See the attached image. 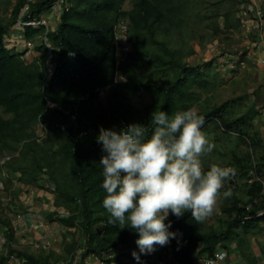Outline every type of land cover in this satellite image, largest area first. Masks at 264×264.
<instances>
[{
  "label": "trees",
  "instance_id": "1",
  "mask_svg": "<svg viewBox=\"0 0 264 264\" xmlns=\"http://www.w3.org/2000/svg\"><path fill=\"white\" fill-rule=\"evenodd\" d=\"M51 2L15 0L10 17L0 19V157L13 155L6 163L5 179L11 183L40 188H46L44 180L50 184L54 210L48 219L66 231L61 253L48 247L19 250L11 246L10 219L0 218L6 239L0 264H10L11 255L20 264H84L89 257L102 264L134 260L137 234L119 229L102 205L103 153L96 135L100 127L133 122L144 124L150 134L152 113L160 109L169 114L192 109L202 115V130L214 145L207 156L202 154V167L207 171L218 165L230 171L221 189L216 225L198 222L190 212L180 218L169 215L171 230L180 233L168 245L174 264H204L197 259L212 256L219 247L227 249L264 224V213L258 215L264 212V141L253 127L258 112L252 105L233 116L242 96L214 104L210 94L219 85L217 73L209 63L202 68L187 61L196 52L195 44L242 26L240 7L235 6L241 0H130L127 8L126 0H69L68 10L46 33L55 48L56 66L47 80L45 28H22L25 40L40 39L34 48L38 55L30 62L7 46L6 35L18 19L39 17ZM25 4L28 10L21 14ZM122 20L130 49L117 64L115 34ZM141 94L148 95L149 103L138 108L134 97ZM226 135L236 136L244 148L223 144L225 150H220V137ZM18 189L8 192L6 204L14 202ZM226 190L230 197L222 195ZM157 256L141 259L157 264Z\"/></svg>",
  "mask_w": 264,
  "mask_h": 264
},
{
  "label": "clouds",
  "instance_id": "2",
  "mask_svg": "<svg viewBox=\"0 0 264 264\" xmlns=\"http://www.w3.org/2000/svg\"><path fill=\"white\" fill-rule=\"evenodd\" d=\"M213 62L206 63L212 67ZM152 121L150 134L144 124L133 122L100 127L96 135L103 153L102 205L119 229L137 234L138 251L131 253L136 264L177 240L180 233L171 230L170 214L180 218L190 212L198 222L208 217L230 175L222 166L202 167V154L214 147L202 130V115L192 109L172 114L160 109Z\"/></svg>",
  "mask_w": 264,
  "mask_h": 264
},
{
  "label": "crops",
  "instance_id": "3",
  "mask_svg": "<svg viewBox=\"0 0 264 264\" xmlns=\"http://www.w3.org/2000/svg\"><path fill=\"white\" fill-rule=\"evenodd\" d=\"M46 11L44 15L49 21L50 28L54 29L58 23L59 16ZM250 25L248 32H251L249 35L253 38V41L251 43L248 42L250 45L246 48V53L242 56V59L245 62V67L249 64H255L263 68L264 73V34L263 36L260 35V37L257 35V22L255 20L251 21ZM23 38L22 28L15 25L9 29L6 35V42L8 41L7 46L9 45V48L12 47L15 51L19 52L18 48L20 45H23ZM39 40L37 39L34 43L38 44L37 41L39 42ZM22 53H24L22 56L26 62H30L38 55L35 49L27 50ZM236 55L239 56L240 54L236 53ZM29 57L30 59L28 60ZM206 58L208 57H205L204 60H206ZM223 73H226L224 76H229V74H231L230 71ZM253 106L258 114L262 113V117H259L261 124L257 130L264 141V88L256 93V101ZM255 121L256 116L253 119V127ZM42 182L43 184L45 183V187L47 188L49 183H46V180ZM21 187L25 188H23L21 192L17 191L18 194L14 200L16 201L14 205L15 211L9 215L14 232V240L11 246L19 250L24 248L37 250L48 247L58 251L62 239V232L64 231L62 229L64 227L62 228L57 222L48 219L49 213L54 210L53 194L51 193L53 188L51 187V191H49L46 188H40L34 185L23 186V184H21ZM28 187H31V189ZM220 204L219 201V205ZM217 205L218 201L215 206L217 207ZM59 212L61 213L63 210H59ZM219 213L220 211H218V214ZM18 214L22 215L20 220L16 219V215ZM216 224L217 223L214 225ZM3 229L4 227L0 224V237L3 235ZM1 245H4V243L1 242ZM225 250L229 256V264H264V224L260 223L258 229L255 231L239 236L237 240L231 242ZM85 262L86 264L97 263L94 257L86 258ZM15 264H20L19 260L16 261Z\"/></svg>",
  "mask_w": 264,
  "mask_h": 264
},
{
  "label": "rangeland",
  "instance_id": "4",
  "mask_svg": "<svg viewBox=\"0 0 264 264\" xmlns=\"http://www.w3.org/2000/svg\"><path fill=\"white\" fill-rule=\"evenodd\" d=\"M14 2L15 0H0V19L5 21L10 17V9L13 6ZM258 3L260 7L262 8V10L264 11V0H258ZM237 5L239 7L240 3L238 4L235 3V6ZM129 6H130V0H126V2L124 3V8H127ZM250 33L251 32L246 31L242 26H239L238 29H234V30L223 29L219 37L212 39V40L205 41L203 42V44H201V46L195 44L196 52L194 55L188 57L187 61L192 62V63H201L199 65L203 68L204 65L207 64L206 63L207 60L209 61L210 59V57H208L206 58V60H202V58L205 57L203 55V52L205 50V47L211 43L214 45L215 43H217L216 45H219L217 47H219L222 50H226L232 53H241V55L244 56V54L246 53L245 52L246 48L253 41V38L249 35ZM24 42H25V39L23 41V45H20L18 48L20 53L25 51L26 47H25ZM248 42L250 43L248 44ZM29 59L30 57L28 58V60ZM215 63H216L215 61L212 63V67H210V70L217 73L216 83H218L219 85L213 88V91L210 94L211 101L214 104H219L223 101L232 99L234 97L242 96L241 102L237 103V106L235 105V107H233V116L242 114L251 105L255 104L256 93L261 91L264 88L263 68L258 67L255 64H251V65L249 64L245 68L236 69V71L234 70L235 72L232 71L231 74H229V76L228 75L224 76V74L226 73L220 72L215 66ZM117 77L121 78L120 75H117ZM134 102L138 108H142L143 106L149 103V97L146 94H141L140 96L134 97ZM261 114L262 113L256 115V121L254 123V128L256 129H258L261 124L260 118H259V117H262ZM38 133H40V131H38ZM220 138L221 139L219 141V146H218L220 150H225V147L227 149L228 148L232 149V147L236 146L237 144L244 148V145L241 144V142H237L236 136L231 137V136L226 135ZM223 144L225 145V147ZM208 153L210 152H206L204 154H206L207 156ZM2 180H3V189H0V218L8 219L10 213H12L15 210L14 205L16 201L12 202V204H6L2 200V198L4 197V193H8L9 191L10 192L15 191L17 188L21 187V183H19L18 181H16V183H11L9 179H5V177H2ZM23 188L25 187H21L17 191L21 192L23 191L22 190ZM28 188L31 189V187H28ZM46 189L51 191V186L48 184ZM221 200H222V196L219 195L217 198L218 205L217 207L214 206L211 214L204 219L205 224L214 225L215 223H217V217L219 216L218 211H220L219 201L221 203ZM62 230H64L62 232V235H63L66 231V228H63ZM0 246H1L0 252L4 253L6 251L5 245L0 244ZM58 249H59L58 252L61 253V249L60 248ZM130 261L132 260H130L129 258H124L122 263L130 264ZM8 263L15 264V262L13 260L11 261V259H9ZM84 264H86V262Z\"/></svg>",
  "mask_w": 264,
  "mask_h": 264
},
{
  "label": "built area",
  "instance_id": "5",
  "mask_svg": "<svg viewBox=\"0 0 264 264\" xmlns=\"http://www.w3.org/2000/svg\"><path fill=\"white\" fill-rule=\"evenodd\" d=\"M32 0H27V2H31ZM69 0H52L50 5L48 6L47 11L53 15H60L63 10H68ZM239 17L242 22V27L248 31L250 29V22L255 20L257 22V35L263 36L264 34V11L260 7L258 0H241L240 6H239ZM28 10V5L25 4L24 7L21 9V14L26 13ZM46 11V12H47ZM45 13V12H44ZM42 13L39 17L35 18H29V19H18L16 22V26L23 28L25 26H31V27H39L43 26L45 28L44 35L42 36V41L45 43V45L48 48V53L46 57V74H47V80L50 79L54 73L55 70V64L52 62L53 59V50L55 49L47 40L46 33L49 30H52L49 26V21L46 18V16ZM116 34H115V46H116V62L119 64L120 60L123 58L125 53H127L130 49V44L127 37V24L125 21H120L116 28ZM215 43V42H214ZM25 51L32 50L35 48L34 41L31 40H25ZM214 44H208L205 47V50L203 52V55L205 57H210V59H213L215 61V66L217 69L221 72L226 71H234L239 68L245 67V62L242 59L241 53L239 56L236 55V53L227 52L226 50L220 49L219 45ZM205 57L202 58V60L205 59ZM48 105L52 106V103L48 101ZM13 155L11 154H4L0 157V189H3V180L2 177H7L9 175V171L6 168V163L11 160ZM16 176H20L19 173H16ZM252 180H248L250 183ZM264 184V183H263ZM2 200L6 203L10 200V195L8 193H4V197ZM264 213L263 211L259 212L258 215H261ZM22 217L21 214L16 215V219L20 220ZM4 231V229H3ZM5 236L4 232L3 235L0 237V244L1 242H5ZM159 256L158 259H155V263L157 264H165L168 262L169 264H174L172 253L169 248V246H164L158 248L157 251H155L152 255ZM158 257V256H157ZM11 261L14 262L18 261L14 256H10ZM94 260L97 262V264H102V261H100L97 257H94ZM124 258L120 261V264H123L122 261ZM131 260V259H130ZM198 262H202L204 264H229V256L225 249L223 248H217V250L213 253L212 256L207 258H199L197 259ZM65 264V263H62ZM71 264H76V261L73 260ZM112 264H119V263H112ZM130 264H136L135 260L130 261Z\"/></svg>",
  "mask_w": 264,
  "mask_h": 264
}]
</instances>
